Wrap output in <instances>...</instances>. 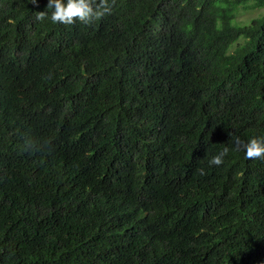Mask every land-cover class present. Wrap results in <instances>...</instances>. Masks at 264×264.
I'll return each mask as SVG.
<instances>
[{
	"label": "trees",
	"instance_id": "trees-1",
	"mask_svg": "<svg viewBox=\"0 0 264 264\" xmlns=\"http://www.w3.org/2000/svg\"><path fill=\"white\" fill-rule=\"evenodd\" d=\"M100 4L0 0V264H264V0Z\"/></svg>",
	"mask_w": 264,
	"mask_h": 264
},
{
	"label": "clouds",
	"instance_id": "clouds-1",
	"mask_svg": "<svg viewBox=\"0 0 264 264\" xmlns=\"http://www.w3.org/2000/svg\"><path fill=\"white\" fill-rule=\"evenodd\" d=\"M36 2L37 0H32L33 4ZM47 8L52 9L50 20L53 23L65 25H71L76 20L89 24L109 12L107 6L103 4L97 6V0H47ZM237 143L242 146L245 158L264 156V137H253L247 142L237 141ZM227 151V148L223 149L218 155L213 156L209 163L220 165Z\"/></svg>",
	"mask_w": 264,
	"mask_h": 264
},
{
	"label": "rangeland",
	"instance_id": "rangeland-1",
	"mask_svg": "<svg viewBox=\"0 0 264 264\" xmlns=\"http://www.w3.org/2000/svg\"><path fill=\"white\" fill-rule=\"evenodd\" d=\"M260 12H248L244 13L241 12L240 14L237 15V21L241 22L242 24L248 23L251 19L255 18L258 16Z\"/></svg>",
	"mask_w": 264,
	"mask_h": 264
},
{
	"label": "bare ground",
	"instance_id": "bare-ground-1",
	"mask_svg": "<svg viewBox=\"0 0 264 264\" xmlns=\"http://www.w3.org/2000/svg\"><path fill=\"white\" fill-rule=\"evenodd\" d=\"M171 183V182H170ZM179 184V183H178Z\"/></svg>",
	"mask_w": 264,
	"mask_h": 264
}]
</instances>
